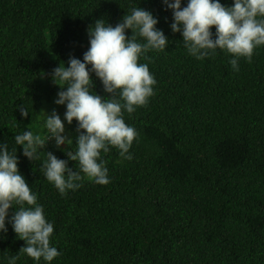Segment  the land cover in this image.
<instances>
[{
    "label": "trees",
    "instance_id": "1",
    "mask_svg": "<svg viewBox=\"0 0 264 264\" xmlns=\"http://www.w3.org/2000/svg\"><path fill=\"white\" fill-rule=\"evenodd\" d=\"M136 7L159 20L169 45L139 61L156 84L145 106L123 113L138 133L133 158L111 147L101 153L108 185L81 173V187L61 195L41 166L51 152L79 171L66 155L76 148L78 122L65 121L70 144L49 140L34 161L14 136L30 129L45 136V115L61 90L53 70L73 56L83 60L97 20L114 27ZM172 23L163 0H0V142L16 149L19 171L54 226L51 244L61 254L51 264H264V46L250 62L241 57L237 71L224 51L189 55ZM90 75L93 91L109 98ZM25 246L8 225L0 264ZM17 264L36 262L21 255Z\"/></svg>",
    "mask_w": 264,
    "mask_h": 264
},
{
    "label": "clouds",
    "instance_id": "2",
    "mask_svg": "<svg viewBox=\"0 0 264 264\" xmlns=\"http://www.w3.org/2000/svg\"><path fill=\"white\" fill-rule=\"evenodd\" d=\"M184 2L163 0L166 10L172 12V32L182 35L183 46L196 59L224 51L234 57L229 63L238 71L241 57L250 62L254 50L264 46V0H233L231 7H225L220 0H187L182 7ZM158 23L151 12L141 7L130 9L114 27L97 20L89 29L90 47L83 60L73 56L67 65L61 63L53 70V83L61 89L54 102L66 107L63 119L53 111L45 115V136L34 134L31 129L14 136L23 155L34 161L39 159L38 150L45 148L49 140H54L57 148L70 144L65 121L69 125L78 122L76 148L66 155L77 162L79 171L73 172L68 161L51 152H47V160L41 166L44 178L61 195L81 187V173L99 185H108L109 171L101 153L109 152L111 147L117 148L123 158H133L130 148L138 133L126 124L123 113L132 114L154 94L156 80L148 64L139 61L150 51H165L168 47L169 39L157 27ZM126 30L133 32L130 39ZM90 73L102 82L109 98L93 91ZM20 111L28 117L27 109ZM18 164L16 149L10 150L8 143L0 142V237L11 225L17 237L26 242L19 254L5 258L7 264H17L20 256L26 255L36 264L41 260L51 264L61 254L51 244L54 226L46 219L44 207L38 203ZM13 208L15 212L10 213Z\"/></svg>",
    "mask_w": 264,
    "mask_h": 264
},
{
    "label": "rangeland",
    "instance_id": "3",
    "mask_svg": "<svg viewBox=\"0 0 264 264\" xmlns=\"http://www.w3.org/2000/svg\"><path fill=\"white\" fill-rule=\"evenodd\" d=\"M63 107L64 106H59V105L56 104L55 107L52 109L51 112H53V111L61 112V110L63 109Z\"/></svg>",
    "mask_w": 264,
    "mask_h": 264
}]
</instances>
